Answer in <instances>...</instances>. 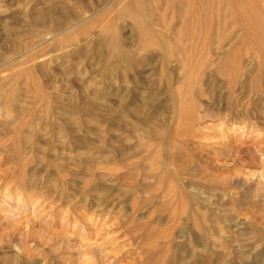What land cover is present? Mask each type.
Listing matches in <instances>:
<instances>
[{
    "label": "rangeland",
    "instance_id": "rangeland-1",
    "mask_svg": "<svg viewBox=\"0 0 264 264\" xmlns=\"http://www.w3.org/2000/svg\"><path fill=\"white\" fill-rule=\"evenodd\" d=\"M130 1L0 0V264H264V63L242 53L237 83L217 76L232 42L211 14L199 47L180 40L210 53L187 110ZM168 1L149 0L174 40L192 23Z\"/></svg>",
    "mask_w": 264,
    "mask_h": 264
},
{
    "label": "bare ground",
    "instance_id": "bare-ground-1",
    "mask_svg": "<svg viewBox=\"0 0 264 264\" xmlns=\"http://www.w3.org/2000/svg\"><path fill=\"white\" fill-rule=\"evenodd\" d=\"M142 1L132 0L126 8L130 11L131 15L129 17L134 21L133 28L138 35V43L142 49L157 48L160 52V66L163 72L160 73L161 78L167 76L164 73H166L168 65L172 61L176 62L183 73L182 85L184 88V90H181L180 95L176 97H183L182 101L185 102L184 105L187 110L193 106L190 99L192 91L191 74L201 73L204 67L210 64L208 60L210 53H187L186 47L181 44L182 41L180 40H185L184 37L190 36L191 44L196 45L195 48L199 47V42H201L200 30L206 26H213L210 21L211 14L217 15L216 24L218 26L224 23L227 24L229 28L228 36L232 42L230 52L226 53L216 65L215 74L217 76L227 78L231 86L235 82L237 83L242 68V53H254L260 59V62L264 63V0H179L182 4L181 11L185 13V20L192 23V26L187 28L188 30H177L176 37H173L174 40H170L168 34L170 27L165 25L162 19L152 20L153 9L150 7L149 0H144L146 1L145 7L140 5ZM203 3H213V6L202 8ZM168 4L174 6L175 0H169ZM125 14L123 11L118 13L117 16L118 18H124ZM97 19V22L92 26L99 23V35L109 39L107 50L109 53H114L116 63L119 66L129 67L127 50L120 38L121 28L111 26L108 19ZM155 24L161 26L164 31L155 30ZM172 42L174 46L171 45ZM173 47H176V51H173ZM256 80V84H260L261 90H264V83H261L258 76ZM146 101L150 102L151 98H147Z\"/></svg>",
    "mask_w": 264,
    "mask_h": 264
}]
</instances>
